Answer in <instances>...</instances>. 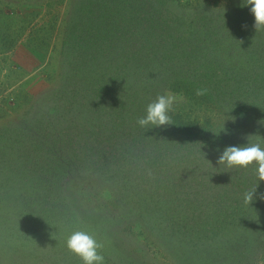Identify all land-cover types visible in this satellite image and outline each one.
I'll list each match as a JSON object with an SVG mask.
<instances>
[{"label":"trees","instance_id":"16d2710c","mask_svg":"<svg viewBox=\"0 0 264 264\" xmlns=\"http://www.w3.org/2000/svg\"><path fill=\"white\" fill-rule=\"evenodd\" d=\"M176 1L89 0L68 19L61 79L72 89L55 96L81 108L70 107L68 122L32 117L25 162L0 128V264H126L107 250V226L128 220L170 249L263 231L264 7L237 0L188 23ZM159 81L217 118L156 114L149 96ZM75 176L107 181L118 209L79 220L64 187Z\"/></svg>","mask_w":264,"mask_h":264},{"label":"rangeland","instance_id":"374dc122","mask_svg":"<svg viewBox=\"0 0 264 264\" xmlns=\"http://www.w3.org/2000/svg\"><path fill=\"white\" fill-rule=\"evenodd\" d=\"M236 1L178 0L172 7H168L176 12H185L184 21L190 20L188 23H191L199 20L201 8L224 12V9ZM239 1L264 7V0ZM82 6L91 7V3L89 0H0V48L8 39H14L12 48L5 52L0 50V128L6 127L14 133L20 154H24L23 162L28 160V122L32 117L38 119L43 112L48 121L59 118L68 122L71 119L70 107L81 108L73 98L67 97V93L63 99L56 97L55 93L60 91V88L61 92L69 93L72 89L69 88L71 85L67 84L70 79L65 82L61 79L62 34L68 19ZM253 14L255 19L261 17V14L255 11ZM260 19L261 29H264V18ZM180 27L182 30V24ZM188 30L189 28H186V31ZM245 37L251 38L248 33ZM41 47L45 51H40ZM38 52L43 53L44 57L40 60L34 59L37 62V65H34L29 58ZM149 97L153 105L152 110L158 115L161 113L162 116L168 117L181 116L184 120L199 121V124L205 116L217 118L216 112L206 111L204 106L200 107L202 110L199 111L198 106L193 107L185 103L187 100L178 93L163 89L162 81L158 82L157 90ZM77 115L81 117L80 113ZM46 128L44 124L40 126L41 130ZM106 183L104 179L97 182L82 176L65 180V191L72 201V213L77 218L92 223L118 209L111 189L104 185ZM230 204L238 205L231 202L226 208L230 209ZM253 212L258 211L254 209ZM11 215L15 216L12 213ZM68 224L71 222L68 221ZM107 227L109 240L114 247L109 246L107 250L118 251L126 258V264H179L174 255L176 252L187 257L186 264H264V228L254 237L243 234L242 228L239 227L238 232H232L228 238L207 240L204 244L193 243L189 239L183 241L185 244L175 242L174 249H170L158 242L146 227L136 220L110 224ZM240 237H243L245 242Z\"/></svg>","mask_w":264,"mask_h":264}]
</instances>
